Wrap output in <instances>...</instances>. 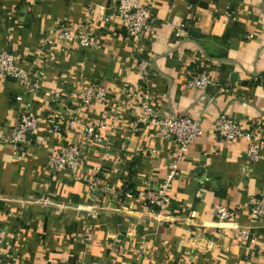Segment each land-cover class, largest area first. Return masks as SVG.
Returning a JSON list of instances; mask_svg holds the SVG:
<instances>
[{
  "label": "crops",
  "instance_id": "1",
  "mask_svg": "<svg viewBox=\"0 0 264 264\" xmlns=\"http://www.w3.org/2000/svg\"><path fill=\"white\" fill-rule=\"evenodd\" d=\"M138 1L150 17L134 48L117 0H0V49L17 53L39 84L32 91L0 75V264H264V215L249 212L250 201L264 200V143L254 161L246 139L226 140L213 126L224 114L264 135V0ZM60 27L96 44L58 40ZM200 70L214 84L187 87ZM90 83L106 88L107 101L77 113ZM123 85L140 91L155 118L167 110L202 129L177 163L163 209L146 203L145 186L169 176L177 147L137 120L138 101L126 103ZM30 110L35 136L16 149L1 142ZM48 115L73 124L49 133ZM90 125L98 137L85 132ZM72 143L77 169L50 170L47 157ZM215 203L233 215L218 221Z\"/></svg>",
  "mask_w": 264,
  "mask_h": 264
},
{
  "label": "built area",
  "instance_id": "2",
  "mask_svg": "<svg viewBox=\"0 0 264 264\" xmlns=\"http://www.w3.org/2000/svg\"><path fill=\"white\" fill-rule=\"evenodd\" d=\"M116 17L121 27L125 30L128 37L131 39L134 48L137 47L140 39L144 33L146 24L150 17V9L147 5L141 4L138 0H117L115 7ZM58 40H75L79 46L91 47L96 44V41L82 30L70 29L68 27H60L56 33ZM47 43H52V40L47 39ZM18 54L13 51L0 49V75L4 77L14 78L20 81L29 90L36 91L39 88L37 81H33L30 77V70L21 68L18 61ZM149 66L148 60H142L137 65V73L140 78L147 75ZM189 88L204 89L214 84V79L211 73L207 70H200L191 73L185 81ZM125 92L126 103H131L134 99L137 103V120L140 122L148 121L149 125L157 126L155 134L159 137H170L176 144V151L170 158L169 176L165 178L160 185L145 186V199L148 205H153L158 209H163L170 202V194L167 191L170 179L177 174V163L184 157L190 143L202 132L199 122L191 119L188 116H176L170 111H163V113L155 118L153 116L154 108L148 104L140 91H130L126 85H123ZM106 88L97 83H90L78 94V105L76 112L86 109L93 103L105 105L107 101ZM116 107V105H114ZM106 110H103V114ZM47 123V132L62 133L67 131L68 127L72 126L73 121L68 123V127H64L60 117L57 115H48L45 118ZM38 118L35 113L25 111L11 130L1 137V142L9 143L14 149L20 143L27 140L28 135H35L37 132ZM214 131L220 137L226 140L244 138L248 142L247 152L251 160H258L262 158L260 148L264 143V135L258 130H244L239 123L224 114L218 115L214 120ZM85 132L95 138L98 134L95 132L94 126H86ZM48 168L52 171L61 169H68L75 171L80 164V149L76 143H72L55 154H50L46 162ZM89 181V180H88ZM97 182L90 181V185L96 186ZM249 212L255 217L264 215V200L261 198H254L250 201ZM213 212L218 221H223L233 215V211L228 209L221 203L213 205ZM7 256V255H6Z\"/></svg>",
  "mask_w": 264,
  "mask_h": 264
},
{
  "label": "trees",
  "instance_id": "3",
  "mask_svg": "<svg viewBox=\"0 0 264 264\" xmlns=\"http://www.w3.org/2000/svg\"><path fill=\"white\" fill-rule=\"evenodd\" d=\"M33 136H35V135H33ZM29 138H30V135L27 136V139H29ZM129 187L131 188V186H129ZM129 187H128V188H129Z\"/></svg>",
  "mask_w": 264,
  "mask_h": 264
}]
</instances>
